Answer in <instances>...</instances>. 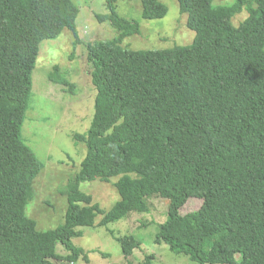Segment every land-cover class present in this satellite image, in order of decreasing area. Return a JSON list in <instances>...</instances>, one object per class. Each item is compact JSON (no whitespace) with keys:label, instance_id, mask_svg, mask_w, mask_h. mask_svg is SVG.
<instances>
[{"label":"trees","instance_id":"1","mask_svg":"<svg viewBox=\"0 0 264 264\" xmlns=\"http://www.w3.org/2000/svg\"><path fill=\"white\" fill-rule=\"evenodd\" d=\"M117 1L97 16L118 34L87 44L95 114L87 133L75 134L87 153L66 190L65 220L40 230L27 207L44 164L22 127L41 43L65 29L78 35L80 10L73 0H0V264L78 261V228L103 212L81 183L113 176L121 198L101 225L149 212L159 196L169 203L157 243L199 264H264V0H179L196 35L167 49L124 47L140 25L119 14ZM142 3L145 18L169 11L161 0ZM50 76L73 87L57 71ZM190 197L203 202L182 214ZM120 241L127 257L143 245L134 234Z\"/></svg>","mask_w":264,"mask_h":264},{"label":"rangeland","instance_id":"2","mask_svg":"<svg viewBox=\"0 0 264 264\" xmlns=\"http://www.w3.org/2000/svg\"><path fill=\"white\" fill-rule=\"evenodd\" d=\"M79 7L77 33L65 29L63 33L41 43L33 73V91L30 107L22 127V137L44 164L33 181L34 197L27 213L37 221V228H56L65 220L68 209L66 190L70 179L78 172L86 156L87 146L77 140L76 133L86 134L95 114L96 88L92 83L87 44L94 40H108L118 34L109 20L100 21L98 14L107 13L106 0H73ZM168 6L164 17L145 18L142 0H118L119 14L137 21L140 32L127 37L122 45L132 49H167L188 45L196 32L188 24V14L180 10L179 0H161ZM236 0H215V4H232ZM250 12L247 8L233 19L236 25ZM59 67L57 70L56 67ZM60 73L69 84L57 83L51 73ZM117 176L110 181L99 178L84 181L80 188L98 202L102 214L94 226H80L82 234L73 241L85 250L73 264H145L146 256L154 254L153 264H199L188 255H179L166 243H157L160 223L167 219L168 199L159 196L150 199L151 210L125 215L107 225L100 224L105 212L121 196L116 186ZM203 198L190 197L180 208L182 214L198 209ZM168 211V210H167ZM134 234L143 241L133 255L123 253L120 237ZM63 245H57L59 254H67ZM57 264H62L56 259ZM64 264H72L64 261ZM209 264V263H208Z\"/></svg>","mask_w":264,"mask_h":264}]
</instances>
